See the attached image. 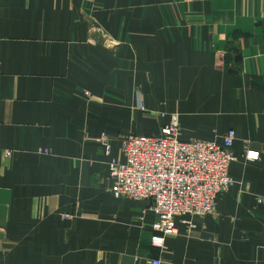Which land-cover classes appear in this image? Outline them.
I'll return each instance as SVG.
<instances>
[{
    "label": "crops",
    "instance_id": "0c3cea01",
    "mask_svg": "<svg viewBox=\"0 0 264 264\" xmlns=\"http://www.w3.org/2000/svg\"><path fill=\"white\" fill-rule=\"evenodd\" d=\"M173 118L184 142L235 131L236 183L161 249L108 163ZM152 259L264 264V0H0V264Z\"/></svg>",
    "mask_w": 264,
    "mask_h": 264
},
{
    "label": "built area",
    "instance_id": "2783aa9c",
    "mask_svg": "<svg viewBox=\"0 0 264 264\" xmlns=\"http://www.w3.org/2000/svg\"><path fill=\"white\" fill-rule=\"evenodd\" d=\"M235 138L236 133L231 130L222 145L198 139L184 142L175 118L162 128L158 137H125L121 142L122 160L111 159L108 163L110 192L118 199L151 202L150 210L157 217L152 225L151 244L165 249L166 238L179 234L177 218L189 232L194 228L193 217L218 215L217 198L236 183L229 174L230 165L237 160L232 151ZM100 141L104 154L108 155L107 140ZM37 153L50 154L47 149H38ZM5 155L8 157L10 153ZM244 157L253 162L260 159V154L246 151ZM149 264L162 261L152 259Z\"/></svg>",
    "mask_w": 264,
    "mask_h": 264
}]
</instances>
